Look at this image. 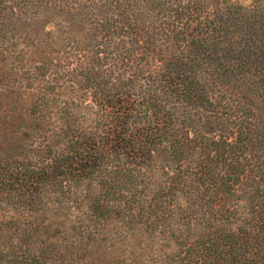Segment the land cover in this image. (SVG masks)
<instances>
[{
    "label": "trees",
    "instance_id": "trees-1",
    "mask_svg": "<svg viewBox=\"0 0 264 264\" xmlns=\"http://www.w3.org/2000/svg\"><path fill=\"white\" fill-rule=\"evenodd\" d=\"M219 5L0 0V264H264V133L226 89L255 53Z\"/></svg>",
    "mask_w": 264,
    "mask_h": 264
},
{
    "label": "rangeland",
    "instance_id": "rangeland-1",
    "mask_svg": "<svg viewBox=\"0 0 264 264\" xmlns=\"http://www.w3.org/2000/svg\"><path fill=\"white\" fill-rule=\"evenodd\" d=\"M213 4V0H204ZM221 14L226 18L231 15L235 23L234 41L242 46L248 42L255 53L246 70L236 73L227 93L231 94L238 103L248 105L251 109V119L257 123L256 134L264 133V0H218ZM228 8V6H231ZM209 11V10H206ZM259 58L260 62H257ZM257 66V67H256ZM256 134L252 135L255 142ZM258 139V137H257Z\"/></svg>",
    "mask_w": 264,
    "mask_h": 264
}]
</instances>
